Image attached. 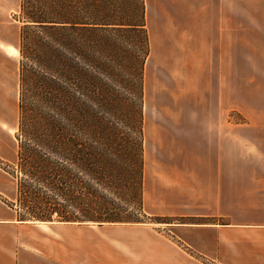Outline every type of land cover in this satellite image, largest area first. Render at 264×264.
<instances>
[{"label": "crops", "instance_id": "obj_1", "mask_svg": "<svg viewBox=\"0 0 264 264\" xmlns=\"http://www.w3.org/2000/svg\"><path fill=\"white\" fill-rule=\"evenodd\" d=\"M146 8L148 75L227 71V0H146ZM153 83L160 111L145 112L143 204L173 221H19L2 207L0 264H264V180H223L227 114L174 113L162 93L171 80Z\"/></svg>", "mask_w": 264, "mask_h": 264}, {"label": "trees", "instance_id": "obj_2", "mask_svg": "<svg viewBox=\"0 0 264 264\" xmlns=\"http://www.w3.org/2000/svg\"><path fill=\"white\" fill-rule=\"evenodd\" d=\"M146 9V0H21L18 160L29 213L20 220L168 222L143 204Z\"/></svg>", "mask_w": 264, "mask_h": 264}, {"label": "rangeland", "instance_id": "obj_3", "mask_svg": "<svg viewBox=\"0 0 264 264\" xmlns=\"http://www.w3.org/2000/svg\"><path fill=\"white\" fill-rule=\"evenodd\" d=\"M20 2L0 0V208L10 210L11 217L19 221V214L29 213L24 206V200L27 204L26 195L20 191V182L24 181L21 178L26 175L18 160L21 86L17 47L22 23L16 16ZM227 4V71L158 72L157 76L163 82L167 80L168 84L171 80L173 84V89L165 86L162 93L173 102L174 113L204 111L227 114V140L223 144L227 146L228 159L227 167L222 168V171L226 170L223 180H264V0H227ZM149 72L150 69L146 68L144 118L147 108L152 113L160 111L157 103H152L150 99L155 91L152 84L157 76L149 74L154 77L152 80ZM155 97V101H160L158 96ZM106 117L110 119L111 114L107 113ZM121 126L124 125L121 123ZM120 130L125 132L127 129ZM31 181L34 183L35 180ZM129 211L131 214L138 213L134 208ZM164 218L168 222L147 223L163 227L173 221L172 218ZM29 221L62 222L56 214L53 221ZM80 224L102 225L98 222Z\"/></svg>", "mask_w": 264, "mask_h": 264}]
</instances>
